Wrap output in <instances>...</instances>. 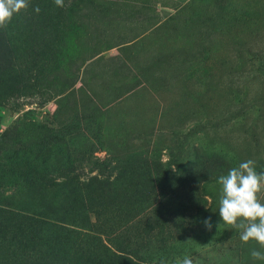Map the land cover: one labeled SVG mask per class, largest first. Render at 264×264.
<instances>
[{
	"label": "rangeland",
	"instance_id": "rangeland-1",
	"mask_svg": "<svg viewBox=\"0 0 264 264\" xmlns=\"http://www.w3.org/2000/svg\"><path fill=\"white\" fill-rule=\"evenodd\" d=\"M27 3L0 28V264H264L218 229V178L264 172V0Z\"/></svg>",
	"mask_w": 264,
	"mask_h": 264
},
{
	"label": "clouds",
	"instance_id": "clouds-1",
	"mask_svg": "<svg viewBox=\"0 0 264 264\" xmlns=\"http://www.w3.org/2000/svg\"><path fill=\"white\" fill-rule=\"evenodd\" d=\"M54 3L61 8L65 6L64 0H54ZM27 7V0H0V28H6L14 15ZM35 12H40L39 6ZM218 183L221 186L218 212L223 221L218 224V229L223 226L241 229L240 240L244 244L255 241L260 249H264V203L258 197L264 191V172L258 173L256 162L248 159L221 175ZM205 224L211 230L210 220ZM250 255L253 260L264 261V251L253 249ZM176 264H194V259L185 256L177 259Z\"/></svg>",
	"mask_w": 264,
	"mask_h": 264
},
{
	"label": "trees",
	"instance_id": "trees-1",
	"mask_svg": "<svg viewBox=\"0 0 264 264\" xmlns=\"http://www.w3.org/2000/svg\"><path fill=\"white\" fill-rule=\"evenodd\" d=\"M41 223H43L45 225L47 224L48 226H50L54 230H56V229H62L64 231H71V230H68L67 228H65V227H63V226H61V225H59L57 223H54V222H52L50 220H45L44 219L43 221H41Z\"/></svg>",
	"mask_w": 264,
	"mask_h": 264
}]
</instances>
